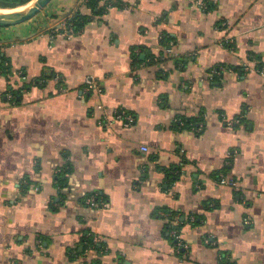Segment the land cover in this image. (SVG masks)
<instances>
[{
    "label": "crops",
    "instance_id": "1",
    "mask_svg": "<svg viewBox=\"0 0 264 264\" xmlns=\"http://www.w3.org/2000/svg\"><path fill=\"white\" fill-rule=\"evenodd\" d=\"M114 3L0 28V264H264V0Z\"/></svg>",
    "mask_w": 264,
    "mask_h": 264
},
{
    "label": "built area",
    "instance_id": "2",
    "mask_svg": "<svg viewBox=\"0 0 264 264\" xmlns=\"http://www.w3.org/2000/svg\"><path fill=\"white\" fill-rule=\"evenodd\" d=\"M83 3H88L89 0H82ZM103 2V0L101 1ZM100 2V3H101ZM111 0H107L106 4H108V8L111 7ZM201 7L203 9H207V6L205 4H200ZM71 18L69 17H66L64 19H62V21L57 24L54 28L51 29V37L55 38L56 36H62V37H70L74 34V30L72 28V24L69 22ZM215 73H218L217 71H215ZM261 73L264 74V70H261ZM99 85L92 81V80H88L87 81V84H86V89L88 91H92L94 89H99ZM116 119L117 120H121L125 123V126H130L131 124L134 123L135 121V118L134 116L130 115V114H126V113H123V112H118L116 113ZM144 151H147L148 149L147 148H143ZM219 182L221 184H224V185H229V186H232V187H236L237 186V182L233 179H228L224 176V174H220L219 175ZM85 203L90 206V207H93V208H102L104 206V202L99 200L98 197L96 195H92L90 196L89 198H87V200L85 201ZM176 226H177V223L175 221H172L170 223V227H171V234L173 235V237L175 239H178L179 238V234H178V231L176 229ZM88 251H90V248L87 249Z\"/></svg>",
    "mask_w": 264,
    "mask_h": 264
},
{
    "label": "trees",
    "instance_id": "3",
    "mask_svg": "<svg viewBox=\"0 0 264 264\" xmlns=\"http://www.w3.org/2000/svg\"><path fill=\"white\" fill-rule=\"evenodd\" d=\"M33 0H0V8L1 9H16L19 7H23L28 5ZM102 0H89L88 3H86L87 7L90 8L94 12L102 13L108 8V4L106 6L100 7L99 4ZM111 6H113L116 0H111ZM28 3V4H27ZM89 16L77 14L73 18L69 20V22L72 24V28L74 30V33L78 32L80 29H82L83 25H85L89 21ZM0 73L3 75L9 77L11 74V68L9 64L6 63V58L0 54ZM15 93V91H13ZM85 249H101V245L99 243H95L93 239L90 237L85 239Z\"/></svg>",
    "mask_w": 264,
    "mask_h": 264
},
{
    "label": "water",
    "instance_id": "4",
    "mask_svg": "<svg viewBox=\"0 0 264 264\" xmlns=\"http://www.w3.org/2000/svg\"><path fill=\"white\" fill-rule=\"evenodd\" d=\"M53 0H37L35 4L29 9L22 13L0 18V28H7L16 26L34 19L38 16Z\"/></svg>",
    "mask_w": 264,
    "mask_h": 264
},
{
    "label": "bare ground",
    "instance_id": "5",
    "mask_svg": "<svg viewBox=\"0 0 264 264\" xmlns=\"http://www.w3.org/2000/svg\"><path fill=\"white\" fill-rule=\"evenodd\" d=\"M32 5H34L33 2H30L28 5L23 6L21 8H16V9H1L0 8V18H4L7 16H13V15L22 13L26 10H29L32 7Z\"/></svg>",
    "mask_w": 264,
    "mask_h": 264
},
{
    "label": "rangeland",
    "instance_id": "6",
    "mask_svg": "<svg viewBox=\"0 0 264 264\" xmlns=\"http://www.w3.org/2000/svg\"><path fill=\"white\" fill-rule=\"evenodd\" d=\"M37 0H33L32 2H33V4H35V2H36ZM33 6V5H32ZM19 8H21V7H19Z\"/></svg>",
    "mask_w": 264,
    "mask_h": 264
}]
</instances>
